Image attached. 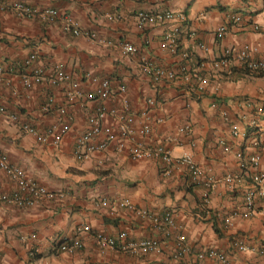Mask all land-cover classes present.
Here are the masks:
<instances>
[{"label": "crops", "instance_id": "crops-1", "mask_svg": "<svg viewBox=\"0 0 264 264\" xmlns=\"http://www.w3.org/2000/svg\"><path fill=\"white\" fill-rule=\"evenodd\" d=\"M0 1H21L39 11L31 16H19L12 9L0 14V105L8 112L0 114V150L53 194L30 207L0 201V264H195L197 253L210 247L228 253L233 264H264V201L259 198L251 217L225 222L235 209L243 210L244 193L256 170L237 154L247 158L264 146V113L259 112L264 106V76L239 72L234 60L232 74L212 78L199 93L194 80L181 71L182 66L217 58L224 48L245 44L264 59V0ZM46 8H55L59 17L53 22L42 18ZM164 11L182 12L186 22L164 19L138 27L139 13ZM234 14L242 15V22L231 20ZM65 15L79 22L80 34L67 28ZM224 24L228 32L217 39ZM174 27L182 28L179 46L190 63L160 46L165 31ZM127 42L138 52L126 54ZM32 53L38 58L28 65ZM145 61L176 69L178 79L154 82L142 71ZM58 63L65 64L84 93L98 86L87 74H102L115 88L125 85L137 113L154 99L151 142L163 144L175 158L190 155L204 170L199 182L194 183L184 165L170 166L160 157L135 160L114 144L89 159H78L76 137L85 131L98 101H70L68 82L52 85ZM35 68L44 69L43 80L26 87L22 77ZM56 123L70 127L59 145L41 142L22 128L29 124L44 133ZM187 125L193 132L181 133L179 128ZM233 125L240 129L237 136ZM259 169L264 171V157ZM228 176L238 178L230 183ZM16 190L13 179L0 169V194ZM143 209L158 216L173 211L174 227H156L139 213ZM85 226L91 230L79 233ZM121 231L131 240L155 238L161 250L142 254L98 246L96 232L117 236ZM181 234L191 252L178 260L174 254ZM73 237L81 238L82 248L57 250L60 240ZM204 263L218 264L210 258Z\"/></svg>", "mask_w": 264, "mask_h": 264}, {"label": "built area", "instance_id": "built-area-1", "mask_svg": "<svg viewBox=\"0 0 264 264\" xmlns=\"http://www.w3.org/2000/svg\"><path fill=\"white\" fill-rule=\"evenodd\" d=\"M10 9L14 10L19 16H31L39 12L23 4L21 1H0V14ZM41 17L47 21L53 22L59 17V13L55 8H46L42 10ZM164 19L168 21L179 19L182 23L186 22V17L182 12H141L138 14L137 25L140 28H144L147 24H155ZM242 19V15L240 14H234L231 17V20L238 23L242 22ZM64 21L69 30L73 31L75 34H80L81 27L76 19L70 15H65ZM254 28L258 30L259 26L255 25ZM227 32L228 26L226 24L221 25L216 32L217 39H223ZM181 33L182 28L180 29V27L166 30L160 40V46L162 49L168 50L174 55L182 56L183 59L190 63L189 54L187 51H181V46H179ZM194 34V32L190 33L191 36H194ZM200 46L204 47V49L207 48L201 43ZM123 51L126 54H135L138 52V48L134 44L127 42L123 45ZM37 58V53H32L29 59L26 60V64L30 65ZM234 60L238 62L239 68L243 73H246L245 75H264V59L255 57L251 46L248 44L237 49L224 48L217 58L200 60L195 67L188 68L187 66H182L181 71L194 80L192 83L194 84L195 91L202 93L205 91V88L209 85L212 78H219L225 73L227 75L232 74V61ZM142 71L151 76L152 80L156 83L163 80L175 82L179 76V72L172 67H161L148 61L143 63ZM44 72L42 68H35L31 74L24 75L22 77L24 85L26 87H31L34 84L41 83ZM87 77L91 82L98 83V86L95 91L84 93L79 81L72 79L66 71L65 64L58 63L53 66L50 80L52 85H57L62 82L69 83L70 89L67 92V98L70 101H74L79 97H84L86 100L98 101L97 107L88 117L85 131L79 133L76 137L74 153L78 159H89L93 153L106 150L114 144L118 152L126 153L130 158L135 160L160 157L170 166L184 165L187 167L194 183L199 182L198 180L204 175V170L195 163L190 155L175 158L172 156L170 150L166 149V146L161 143L151 142L150 136L153 132L154 121L151 111L156 105L154 99H148L147 108L137 113L132 110L127 95V87L125 85L122 84L115 88L112 86L111 80L102 74H87ZM3 78L4 72L0 70V81H2ZM106 100L115 101L116 104L108 106L105 103ZM52 101L53 98L50 97L48 105H50ZM259 112L262 114L264 113V106L259 108ZM7 113V109L0 105V114ZM10 117L13 120H18L16 115H11ZM109 119H111V122H108ZM159 121H162V119ZM22 128L26 132L36 135L39 141L51 142L55 145H59L62 142L70 129L68 124L58 123L50 125L44 133L39 132L36 127L29 124L23 125ZM239 130L238 125L232 126V134L234 136L240 133ZM179 131L181 133L190 134L193 132V128L188 125L182 126L179 128ZM256 141H258V139ZM256 143L258 144V142ZM237 156L242 160L246 159V163L250 164L251 167L256 170H254L251 175L250 184L244 193L243 210L235 209L225 218L226 223H230L234 217L238 216L245 218L251 217L255 213L259 198L264 201V171L259 169L262 158L264 157V146L261 147L260 151L247 156V158L244 157L243 152H239ZM242 166H244V164H242ZM0 169L4 170L17 185V190L13 193L0 194V201L20 207H30L53 196L45 186L28 174L24 168L12 164L7 154L1 150ZM237 178L238 177L228 176L226 181L235 183ZM239 179L241 180L240 177ZM208 199V193H206L204 195V201L208 202ZM123 204L131 207L127 201H124ZM139 213L144 217L152 219L156 227L160 229L168 230L175 225L173 211H166L161 216L152 214L146 209L140 210ZM82 230L90 231L91 228L89 226H85L83 229L78 228L79 233ZM33 237L36 236L33 235ZM95 238L101 249L109 247L123 252L142 254H148L151 251L159 252L161 250L160 242L157 239L147 238L141 241L131 240L127 231H121L117 236L96 232ZM68 239L69 242L59 244L57 250L74 251L82 248L83 243L80 237ZM176 241L177 248L174 256L176 259L180 260L189 254L191 249L189 245L186 244L184 235H179ZM239 248L241 250H246V247L243 245H240ZM207 258L213 259L218 264H233L228 253L214 247L197 253L195 264H205L204 261Z\"/></svg>", "mask_w": 264, "mask_h": 264}, {"label": "trees", "instance_id": "trees-1", "mask_svg": "<svg viewBox=\"0 0 264 264\" xmlns=\"http://www.w3.org/2000/svg\"><path fill=\"white\" fill-rule=\"evenodd\" d=\"M239 72L243 73L241 69H239ZM250 75H251V74H250ZM256 75H257V76H263V75H261V74H256ZM65 242H69V239H63V240H61L60 244L65 243Z\"/></svg>", "mask_w": 264, "mask_h": 264}, {"label": "clouds", "instance_id": "clouds-1", "mask_svg": "<svg viewBox=\"0 0 264 264\" xmlns=\"http://www.w3.org/2000/svg\"><path fill=\"white\" fill-rule=\"evenodd\" d=\"M264 76V75H263Z\"/></svg>", "mask_w": 264, "mask_h": 264}]
</instances>
